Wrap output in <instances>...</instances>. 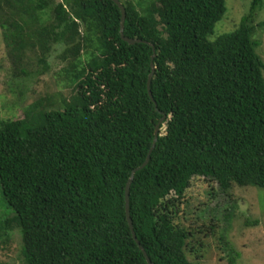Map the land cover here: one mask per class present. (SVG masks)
<instances>
[{
	"label": "trees",
	"instance_id": "obj_1",
	"mask_svg": "<svg viewBox=\"0 0 264 264\" xmlns=\"http://www.w3.org/2000/svg\"><path fill=\"white\" fill-rule=\"evenodd\" d=\"M120 1L125 36L153 44V60L149 44L122 40L113 0H0L3 39L19 63L16 95L30 92L28 53H39L45 74L55 45L71 87L62 103L41 97L23 118L0 120V191L14 212L0 218V247L19 229L24 264H149L125 190L163 115V134L130 187L134 232L154 264L213 255L189 213L195 181L222 193L264 189V62L253 39L264 30L256 23L264 0L215 40L225 0ZM219 241L236 264L241 254Z\"/></svg>",
	"mask_w": 264,
	"mask_h": 264
},
{
	"label": "rangeland",
	"instance_id": "obj_2",
	"mask_svg": "<svg viewBox=\"0 0 264 264\" xmlns=\"http://www.w3.org/2000/svg\"><path fill=\"white\" fill-rule=\"evenodd\" d=\"M225 1L227 12L216 24L210 40L234 32L244 15L248 13L252 3V0ZM259 22H264V1L256 20V23ZM253 39L258 42L256 52L264 62V30H258ZM61 52L60 45L53 47L47 60L50 70L45 74L42 73V64L36 59L39 53H28L29 71L34 74L27 82L30 92L27 97L21 99L19 95H16L20 93L17 87L20 79L15 75L19 63L14 58L11 49L7 47L0 29V120L23 118L27 106L41 97L52 96L60 103H62L60 101L62 96L66 99L71 97V87L66 84L61 74L66 65V62L59 58ZM189 195L194 201L189 213L193 215V221L197 222L203 232L201 238L212 245L211 248L214 251L212 257L203 258L197 261L198 264H228L223 259L225 254L220 248L223 245L219 241V236L229 241L234 251L241 254L240 258L236 259V264H264V189L235 185L229 193H222L217 183L202 178L194 182ZM172 196L174 195L170 197ZM11 214L14 215V212L0 191V218L10 217ZM248 221L251 224L250 227L244 225ZM211 226L213 227L212 234L207 236L204 232L207 233ZM213 232L217 236H213ZM198 238L200 240V237ZM9 243L8 246L1 245L0 247V264H24L22 237L16 227L11 233ZM190 260L195 261L194 258Z\"/></svg>",
	"mask_w": 264,
	"mask_h": 264
},
{
	"label": "water",
	"instance_id": "obj_3",
	"mask_svg": "<svg viewBox=\"0 0 264 264\" xmlns=\"http://www.w3.org/2000/svg\"><path fill=\"white\" fill-rule=\"evenodd\" d=\"M113 1L117 4V6L119 7V9L121 10V13H122V17H121V28H120V34H121L122 40L125 41V42H127L130 45H135V44H149L153 48V52H154V54L152 56V60H153L155 58V55H156L155 54L156 53V50H155V47H154L153 44H150L147 41L142 40V39L129 38V37L125 36V34H124L125 20H126V10H125V6L121 3L120 0H113ZM151 68H152V72H151V74L148 77V92H149V95H150L151 99H153V96H152V93H151V89H150L151 81L153 79L154 72H155V69H156V67H155V65H154L153 62L151 63ZM165 120H166V115H163V118L160 119L159 123L156 126L155 134H154V141H153V144L151 146V149L149 150V153H148V155L146 157V160L143 162V164L141 166H139L138 168H136V169H134L132 171L131 176H130V178H129L128 182H127V185H126V190H125V209H126L127 221H128L129 227L131 229V232H132V235H133L135 241L137 242L138 246L140 247V249L144 253V255H145L146 259H147V262L149 264H154V263L148 257L145 249L139 243V240L136 237V234L134 232L133 221H132L131 214H130V187H131V184H132V182L134 180V176H135L136 172L139 171V170H142L143 168H145L148 165V163L150 161V158H151L152 151L154 150V148L156 146L158 137H159V135L163 134V131L161 130V126L164 125Z\"/></svg>",
	"mask_w": 264,
	"mask_h": 264
},
{
	"label": "clouds",
	"instance_id": "obj_4",
	"mask_svg": "<svg viewBox=\"0 0 264 264\" xmlns=\"http://www.w3.org/2000/svg\"><path fill=\"white\" fill-rule=\"evenodd\" d=\"M122 3V2H121ZM163 131V130H162Z\"/></svg>",
	"mask_w": 264,
	"mask_h": 264
}]
</instances>
